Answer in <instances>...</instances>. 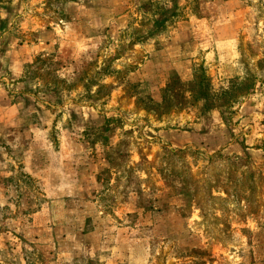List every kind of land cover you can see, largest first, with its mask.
Here are the masks:
<instances>
[{
  "label": "rangeland",
  "instance_id": "obj_1",
  "mask_svg": "<svg viewBox=\"0 0 264 264\" xmlns=\"http://www.w3.org/2000/svg\"><path fill=\"white\" fill-rule=\"evenodd\" d=\"M91 2L93 14L84 0H0V73L11 75L9 47L35 49L24 74L36 97L58 105L43 116L76 129L105 165L102 217L134 229L149 263L264 264V0H245L254 24L237 32L242 76L219 81L203 49L191 81L169 54L153 57L212 0ZM2 145L0 264H104L109 249L70 251L78 241L38 230L50 187L26 173L20 149ZM169 214L170 241L149 226Z\"/></svg>",
  "mask_w": 264,
  "mask_h": 264
},
{
  "label": "crops",
  "instance_id": "obj_2",
  "mask_svg": "<svg viewBox=\"0 0 264 264\" xmlns=\"http://www.w3.org/2000/svg\"><path fill=\"white\" fill-rule=\"evenodd\" d=\"M139 1L145 4L156 0ZM84 3L85 10L88 8V13L93 14L91 0H84ZM106 9V6L101 7L100 15H107ZM207 11L208 15L188 16L181 20L172 33L169 46L160 53L155 52L154 61L158 54H169L168 64L172 67L176 64L174 68L184 78L182 80L191 81L192 61L197 50L203 49L204 58L218 74V81L242 76L243 68L237 60L235 42L240 28L254 24L251 8L245 0H212ZM34 51L15 47L5 51L11 75L0 73V146L5 144L2 146L11 148L14 153L20 149L26 173L40 177L50 187V202L36 213L38 230H49L48 235H54V241H78V247H71L70 251H79L84 246L92 252L109 249L104 264H155L156 260L149 263L146 259L148 253L143 256L136 252L135 241L139 240L133 234L134 229L129 231V226L128 231L111 228L113 220L102 217L98 189L99 176L105 165L90 155L88 145L80 140L76 129L61 122L55 124L52 114L43 116L45 111L53 112L58 105L36 97V80L24 74V63L30 61L27 57L30 58ZM54 130L59 133L58 144L52 139ZM16 133L21 134L22 148L14 139ZM158 220H151L150 228L156 236V232H163L164 237L159 235L160 239L170 241L174 226L172 216L165 215Z\"/></svg>",
  "mask_w": 264,
  "mask_h": 264
}]
</instances>
